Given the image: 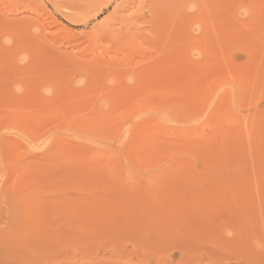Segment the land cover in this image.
Listing matches in <instances>:
<instances>
[{
	"label": "rangeland",
	"instance_id": "1",
	"mask_svg": "<svg viewBox=\"0 0 264 264\" xmlns=\"http://www.w3.org/2000/svg\"><path fill=\"white\" fill-rule=\"evenodd\" d=\"M0 264H264V0H0Z\"/></svg>",
	"mask_w": 264,
	"mask_h": 264
},
{
	"label": "bare ground",
	"instance_id": "2",
	"mask_svg": "<svg viewBox=\"0 0 264 264\" xmlns=\"http://www.w3.org/2000/svg\"><path fill=\"white\" fill-rule=\"evenodd\" d=\"M85 2L87 3H90V2H93V1H96V0H84Z\"/></svg>",
	"mask_w": 264,
	"mask_h": 264
}]
</instances>
